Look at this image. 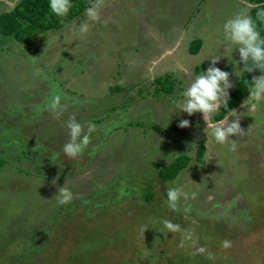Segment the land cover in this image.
Segmentation results:
<instances>
[{
  "label": "rangeland",
  "instance_id": "1",
  "mask_svg": "<svg viewBox=\"0 0 264 264\" xmlns=\"http://www.w3.org/2000/svg\"><path fill=\"white\" fill-rule=\"evenodd\" d=\"M20 1L0 0V15ZM252 7L103 0L99 21L85 8L30 45L0 36V264H264V101L241 107L250 94L243 100L234 115L245 133L225 144L211 134L235 119L230 113L216 121L220 108L206 128L202 113L177 107L196 66L206 71L212 56H222L216 66L229 69L235 86L243 64L223 25ZM194 40L204 46L191 55ZM164 76L171 95L155 91ZM71 117L96 128L75 159L62 151ZM182 119L190 126L178 127ZM177 158L189 159L185 169L161 182L159 170ZM63 186L72 199L61 205ZM169 187L181 191L177 210L166 203ZM165 219L192 232L195 246L180 247L182 233H170Z\"/></svg>",
  "mask_w": 264,
  "mask_h": 264
},
{
  "label": "clouds",
  "instance_id": "2",
  "mask_svg": "<svg viewBox=\"0 0 264 264\" xmlns=\"http://www.w3.org/2000/svg\"><path fill=\"white\" fill-rule=\"evenodd\" d=\"M103 0H93V2L85 9V16L92 21H99V9L101 8ZM49 7L51 12L57 17H65L69 13L72 3L71 0H49ZM257 19L264 21V9L259 10L256 13ZM225 40L229 45L237 46L239 50L240 63L244 65L243 70L247 73H253L259 71L261 74L254 76L251 80V84L248 88L250 95L241 105L245 107L249 102L252 103V107L256 104L264 101V38H261L260 31L257 29V25L253 18L248 15L247 10H242L235 16L226 20L223 25ZM79 31L81 33H87L88 25L84 23L80 26ZM222 59V56H212L209 58L211 61L210 66L202 74L196 76L194 80L187 87V90L183 93V101L178 104L177 107L180 112L187 113L189 116L196 113H202L203 120L207 127H212L209 123V117L215 114L221 107L228 109L230 93L229 89L233 87V82L230 80V73L221 70L217 67V63ZM60 97L56 96L51 102L53 109L58 108ZM235 109L230 110V114L234 115ZM227 120V118H226ZM190 126V121L182 119L178 123V127L187 128ZM68 140L64 143L62 151L69 158L75 159L80 156L83 151L88 147L90 143V137L93 132L96 131L95 125L89 124L87 130L75 119L71 117L67 123ZM240 124V118L229 122L221 121L217 126L213 128L212 137L218 144H225L230 140L232 136L239 137L244 134ZM231 150L235 151L237 145L235 140L231 139ZM193 145H190L192 148ZM123 194V193H121ZM58 203L61 205L67 204L72 199L71 191L63 186L58 189V194L55 195ZM181 197V191L176 187H169L167 190V200L169 208L177 210V203ZM195 194H193V198ZM163 226L168 229L170 233L181 232L180 247L185 246V241L193 240L192 232L181 229L180 225L174 224L170 220H163ZM222 248L228 249L231 247L229 240L222 241ZM197 253L203 254L206 252L204 247H198ZM209 259L214 257L209 254Z\"/></svg>",
  "mask_w": 264,
  "mask_h": 264
},
{
  "label": "trees",
  "instance_id": "3",
  "mask_svg": "<svg viewBox=\"0 0 264 264\" xmlns=\"http://www.w3.org/2000/svg\"><path fill=\"white\" fill-rule=\"evenodd\" d=\"M87 1L89 0H71L72 7L67 16L57 17L50 10L49 0H21L10 12L0 15V36L3 39L8 38L21 45H30L35 35L56 31L62 28L64 22L78 17L87 7ZM249 3L253 5L249 15L255 21L261 38H264V21L257 19L256 16L259 10L264 9V0H249ZM201 46L200 40L192 41L189 46V53L191 55L198 54ZM203 70L204 66L199 65L196 66L195 72L200 75ZM224 71L229 72V69L226 68ZM260 74L259 71L253 73L242 71L237 83L229 92V108L221 107L219 114L215 116L216 121H221L225 115L230 113L231 109H236L242 104L243 100L250 94L248 88L251 80L254 76ZM153 82L157 86L155 88L157 93L172 94L174 83L169 77L156 78ZM204 150L205 147L200 144L196 148L194 157L201 160ZM188 161V158L183 161L177 158L165 168L159 170L158 177L160 181L166 183L169 180H173L178 172L186 167ZM151 199H153V194L148 192L145 201L149 202Z\"/></svg>",
  "mask_w": 264,
  "mask_h": 264
},
{
  "label": "crops",
  "instance_id": "4",
  "mask_svg": "<svg viewBox=\"0 0 264 264\" xmlns=\"http://www.w3.org/2000/svg\"><path fill=\"white\" fill-rule=\"evenodd\" d=\"M249 4H250V3H249ZM200 41H201V43H202V46L200 47V50H199L198 53H200V52L202 51L203 46H204V45H203V41H202V40H200ZM243 67H244V65H243ZM242 70H243V69H242ZM229 92H230V91H229ZM184 169H185V168H184ZM184 169H182V170H184ZM182 170H180V171L178 172L177 176H176L173 180H169V181H167L166 183H169V184H170V183L174 182L175 179L179 177L178 175H179V173H180ZM171 181H172V182H171Z\"/></svg>",
  "mask_w": 264,
  "mask_h": 264
}]
</instances>
